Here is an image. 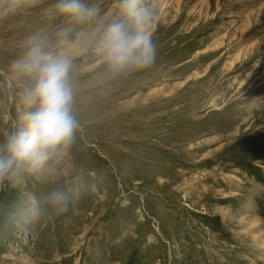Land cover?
I'll use <instances>...</instances> for the list:
<instances>
[{
    "label": "rangeland",
    "instance_id": "rangeland-1",
    "mask_svg": "<svg viewBox=\"0 0 264 264\" xmlns=\"http://www.w3.org/2000/svg\"><path fill=\"white\" fill-rule=\"evenodd\" d=\"M85 2L116 17V0ZM243 2L146 0L154 62L114 72L57 0H0V145L32 110L10 68L35 36L71 58L78 124L54 173L0 179V264H264V108L251 103L264 99V30L240 35ZM54 191L69 196L59 216Z\"/></svg>",
    "mask_w": 264,
    "mask_h": 264
},
{
    "label": "clouds",
    "instance_id": "clouds-1",
    "mask_svg": "<svg viewBox=\"0 0 264 264\" xmlns=\"http://www.w3.org/2000/svg\"><path fill=\"white\" fill-rule=\"evenodd\" d=\"M15 6V5H13ZM56 11L88 25L78 43L95 41L96 54L114 72L143 69L152 65L156 45L152 39L156 6L146 0H116V17L99 20L98 10L85 0H57ZM66 32L61 33V45ZM71 58L47 43V37L29 39L22 54L12 63L10 72L18 82L26 81L18 92L22 103L32 110L23 125L10 133L0 145V179L18 169L30 173L55 172L59 152L67 147L78 127L74 118L72 90L68 81ZM254 108H264V99L251 101ZM26 212L33 219L41 215L34 197H28ZM50 215L59 216L69 208V196L54 191L47 197Z\"/></svg>",
    "mask_w": 264,
    "mask_h": 264
},
{
    "label": "bare ground",
    "instance_id": "bare-ground-1",
    "mask_svg": "<svg viewBox=\"0 0 264 264\" xmlns=\"http://www.w3.org/2000/svg\"><path fill=\"white\" fill-rule=\"evenodd\" d=\"M231 1L232 0H225V2H231ZM259 3H260L259 0H255V1H252V0H244L242 9H241L240 12H238V15L236 16L237 18H241L240 19V22L242 24V27H238L237 28V30L240 33V35H242V33H244V30H246V33L247 32L249 33V32L254 31L252 29H256L258 27H261L260 24L263 25L262 26V30H264V18H263V11H264V9H261V8L260 9L259 8L258 9H252L254 11H252L250 9H247L248 12L246 14H243V10H244L245 6L247 7L248 4H259ZM263 8H264V6H263ZM232 17H233V15H232ZM260 43H262V45L264 44V35L262 36V39H261V42ZM263 47L264 46H262V48ZM11 263L14 264V263H17V262L14 261V260H12ZM19 264H34V263H26V261L22 262V260H21V261H19Z\"/></svg>",
    "mask_w": 264,
    "mask_h": 264
}]
</instances>
